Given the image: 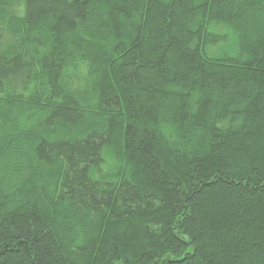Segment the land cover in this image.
Segmentation results:
<instances>
[{
	"label": "trees",
	"instance_id": "trees-1",
	"mask_svg": "<svg viewBox=\"0 0 264 264\" xmlns=\"http://www.w3.org/2000/svg\"><path fill=\"white\" fill-rule=\"evenodd\" d=\"M0 264H264V0H0Z\"/></svg>",
	"mask_w": 264,
	"mask_h": 264
}]
</instances>
